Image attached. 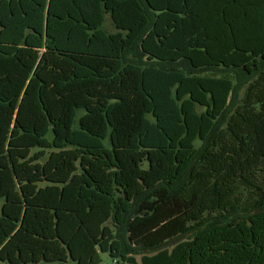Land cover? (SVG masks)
<instances>
[{
  "label": "trees",
  "instance_id": "trees-1",
  "mask_svg": "<svg viewBox=\"0 0 264 264\" xmlns=\"http://www.w3.org/2000/svg\"><path fill=\"white\" fill-rule=\"evenodd\" d=\"M104 254L264 264V0H0V264Z\"/></svg>",
  "mask_w": 264,
  "mask_h": 264
},
{
  "label": "rangeland",
  "instance_id": "rangeland-1",
  "mask_svg": "<svg viewBox=\"0 0 264 264\" xmlns=\"http://www.w3.org/2000/svg\"><path fill=\"white\" fill-rule=\"evenodd\" d=\"M106 28L108 29V30H110V31H114V28H113V26L111 25V23H109V22H107L106 23ZM245 96V89H243L242 90V92H241V99L243 98ZM199 144H200V142H198ZM103 257H104V263L105 264H109L110 263V258H109V256H108V254H104L103 255ZM56 264H62V263H56ZM63 264H76V263H74V262H68V263H63Z\"/></svg>",
  "mask_w": 264,
  "mask_h": 264
}]
</instances>
